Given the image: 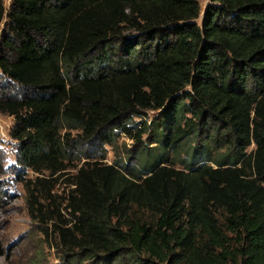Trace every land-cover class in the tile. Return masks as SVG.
Returning <instances> with one entry per match:
<instances>
[{
  "label": "trees",
  "instance_id": "trees-1",
  "mask_svg": "<svg viewBox=\"0 0 264 264\" xmlns=\"http://www.w3.org/2000/svg\"><path fill=\"white\" fill-rule=\"evenodd\" d=\"M199 13L198 0H13L0 68L30 91L0 97V110L16 117L22 163L69 157L77 142L62 126L101 146L121 130L142 146L145 122L132 133L129 119L161 114L154 145L129 157L137 165L81 169L71 225L56 227L76 258L264 264V0H210ZM188 112L197 131L216 123V156L198 142L183 170L152 159L193 131L177 124Z\"/></svg>",
  "mask_w": 264,
  "mask_h": 264
},
{
  "label": "rangeland",
  "instance_id": "rangeland-1",
  "mask_svg": "<svg viewBox=\"0 0 264 264\" xmlns=\"http://www.w3.org/2000/svg\"><path fill=\"white\" fill-rule=\"evenodd\" d=\"M1 2L4 15L0 23V40L6 31L7 13L13 0H1ZM198 2L200 13L196 22L200 23L203 11L210 0H198ZM123 33L129 39L136 34L129 27L123 29ZM29 91L30 88L8 77L0 68V97H21ZM160 115L159 110H147L142 118L129 119L132 133H135L145 122L147 133L141 136V140H144L142 146L154 145L147 141L148 132H154L155 125L161 122ZM189 117H192L189 112L182 115L177 124L182 129L190 128L193 131L180 138L174 146L157 144L151 150L152 159L157 160L162 157L166 165L183 170L185 168L181 160L190 158L189 154L198 142L204 143L205 148L210 150L209 157L216 156L217 151L214 149L217 148L212 142L216 123L205 119L200 124L202 129L197 131L198 119L192 117L188 120ZM15 124V116L0 110V264H107L98 261L88 262L82 257L76 258L75 251L68 250L62 245L56 227L71 225L69 203L72 196L74 201L79 198L75 192V182L81 169L87 171L102 168L114 164V161L135 166L138 162L135 163V158L129 159V157L135 149H142L141 144L121 130H116L112 142L101 146L97 139L91 142L83 141L80 129L70 130L62 126L58 130L60 136L66 139L65 136L68 134V140L77 142L76 148L67 149L68 154L71 155L65 159L59 158L53 167L47 166L48 164L40 158L33 162L34 166H27L19 159L20 141L11 136ZM178 125L172 127L173 132ZM155 135L162 136V130L156 129ZM254 148L255 145L252 143L246 152L249 153ZM89 155L92 157H88ZM195 157L194 161H197L199 154ZM200 163L202 162L198 164ZM207 163L215 167L211 161ZM117 168L121 170L119 165ZM26 184L29 186V191ZM109 264L116 263L111 261Z\"/></svg>",
  "mask_w": 264,
  "mask_h": 264
}]
</instances>
